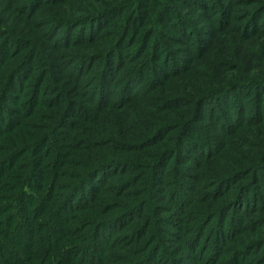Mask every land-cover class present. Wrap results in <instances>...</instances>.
Listing matches in <instances>:
<instances>
[{"label": "trees", "instance_id": "1", "mask_svg": "<svg viewBox=\"0 0 264 264\" xmlns=\"http://www.w3.org/2000/svg\"><path fill=\"white\" fill-rule=\"evenodd\" d=\"M167 257L264 264V0H0V264Z\"/></svg>", "mask_w": 264, "mask_h": 264}, {"label": "rangeland", "instance_id": "2", "mask_svg": "<svg viewBox=\"0 0 264 264\" xmlns=\"http://www.w3.org/2000/svg\"><path fill=\"white\" fill-rule=\"evenodd\" d=\"M20 1V0H19ZM248 43V42H247ZM255 45V44H254ZM256 46V45H255ZM256 49H257V46H256ZM82 148V146H81V144H80V147L78 148V149H81ZM84 149V151H85V148H83ZM92 149H95V151L96 150H98V149H100L99 147H96L95 146V148L93 147ZM93 154V153H92ZM71 158H73V156L71 157ZM119 173V172H118ZM118 173H116L115 174V179L114 178H112V180L114 181V183H117V181L122 177V174H118ZM111 180V181H112ZM140 185H142V184H138V183H136L135 185H132V186H130L131 188H130V190L131 189H133L134 187H140ZM142 187H144L145 189H147L144 185L142 186ZM105 195H107V197L109 198V199H111V198H113V192L112 191H108ZM117 195H119V196H117L116 197V199L117 200H126V199H128L127 197L128 196H130V195H128V194H122V192H117ZM70 208H72V207H70ZM112 213V212H111ZM116 234H117V232H116ZM116 234H114V236L116 235ZM113 236V237H114ZM112 237V238H113ZM120 242V241H119ZM116 252H118V256L117 257H121V255H122V253H123V250H120V249H118V250H115ZM98 253V255H99V252H97ZM205 253H208V250L205 252ZM192 264H193V262H191ZM156 264H172V262L169 260V258L167 257V258H163L162 260H161V263L159 262V263H156ZM179 264H180V262H179Z\"/></svg>", "mask_w": 264, "mask_h": 264}]
</instances>
